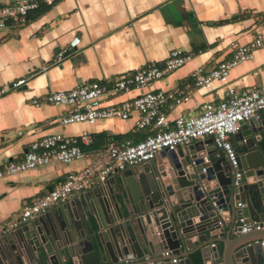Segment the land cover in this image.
Here are the masks:
<instances>
[{
	"label": "crops",
	"instance_id": "1",
	"mask_svg": "<svg viewBox=\"0 0 264 264\" xmlns=\"http://www.w3.org/2000/svg\"><path fill=\"white\" fill-rule=\"evenodd\" d=\"M15 1L0 0V6ZM36 1L38 7L28 13L25 25L0 29V170L8 162L21 161L31 142L48 135L78 136L85 132L90 143L81 146L86 157L80 161L44 165L0 179V227L14 219L24 204L47 193L70 175L102 164L110 142H136L145 136V132L135 130V117L125 121H98L91 126H60L58 119L67 109L45 104L34 106L33 99L50 92L68 91L83 83L110 85L146 65L162 66L172 50L182 49L191 53L192 59L167 77L143 90L109 94L102 99L105 104L117 105L146 91H188L190 100L168 111V119L172 121L188 112H197L202 103L215 104L222 99L225 89L216 81L208 90L195 88L191 79L193 71L199 67L209 70L229 60L233 46L245 45L257 34L264 39V0H53L50 5ZM74 37L79 38V43L73 52H67L59 63H54L55 54L66 50ZM21 79L25 85L8 89L11 83ZM263 80L264 46L253 53L251 60L231 70L228 85L243 90L256 87ZM2 89L7 91L1 93ZM253 121L258 122L262 135L253 134L256 147L264 152V113H259ZM247 138L250 137L232 136L230 142L238 150L244 147ZM209 140L194 142L196 156L203 157L204 164L208 161L206 150L214 148L207 143ZM192 144L184 151L193 154L188 150ZM114 186H120L119 174L107 178L104 184L95 183L86 193H97L101 188L111 200L110 190H113L117 207L126 219L130 207L123 192L116 194ZM75 198L86 209L80 193H74L66 202ZM64 204L51 208L45 215L55 223L57 216L65 213L61 215L65 216L62 221L71 234L78 219L69 218ZM94 205V212H100L96 201ZM70 208L69 213L76 216L75 208ZM85 213L92 219L87 210ZM45 215L30 224L37 222L38 226V219L46 222ZM17 232L16 229L0 234V264H19L16 251H12L18 240ZM184 251L180 247V252ZM98 257L99 264H110L102 250ZM24 261L21 260L22 264ZM118 261L116 264H122ZM67 264L72 263L69 260Z\"/></svg>",
	"mask_w": 264,
	"mask_h": 264
},
{
	"label": "water",
	"instance_id": "2",
	"mask_svg": "<svg viewBox=\"0 0 264 264\" xmlns=\"http://www.w3.org/2000/svg\"><path fill=\"white\" fill-rule=\"evenodd\" d=\"M259 127L253 119L240 122L234 136L250 138L236 150L235 169L217 148L206 150L204 164L203 157L196 156L194 143L188 147L193 154L185 148L163 150L154 160L118 173L120 186H114V191L123 192L130 207L126 219L113 190L111 200L101 188L93 194L79 192L86 209L79 198L63 206L69 218L78 219L71 234L62 221L65 213L55 223L44 214L46 222L38 219V226L33 222L17 229L12 250L16 261L99 264L102 250L110 264L118 260L122 264H191L190 257L196 254L202 264H264V231L240 234V219L264 221V152L253 137L260 133ZM207 143L212 145L211 140ZM234 173L239 174L238 180ZM94 201L100 212H94ZM70 207L76 216L69 213ZM163 252L169 255L163 257Z\"/></svg>",
	"mask_w": 264,
	"mask_h": 264
},
{
	"label": "built area",
	"instance_id": "3",
	"mask_svg": "<svg viewBox=\"0 0 264 264\" xmlns=\"http://www.w3.org/2000/svg\"><path fill=\"white\" fill-rule=\"evenodd\" d=\"M52 1L43 0L47 5ZM37 7L36 0H16L11 5L0 6V29L25 25L28 13ZM78 43L79 38L74 37L66 50L55 54L54 63H59L67 52L72 53ZM263 46L264 39L261 34H257L249 43L233 46L229 60L220 62L209 70L199 67L193 71L191 79L195 88L208 90L216 81L225 89L222 99L215 104L202 103L197 112H188L172 121L168 119V111L186 104L190 100L188 91H146L117 105L105 104L102 99L109 94L143 90L167 77L192 59L191 53L182 49L172 50L162 66L146 65L110 85L83 83L68 91L50 92L33 99L31 103L34 106L45 104L67 109V113L58 119L60 126H91L98 121H125L135 117V130L145 132V136L136 142H110L105 149L102 164L86 167L70 175L47 193L24 204L14 219L2 224L0 234L12 232L32 222L51 208L66 202L74 193L89 191L95 183L104 184L107 178L127 168L154 160L163 150L175 152L198 140L210 139L213 147L219 149L229 165L235 169L238 153L230 138L239 132L240 122H249L257 118L259 113H264V80L256 87L236 90L228 85V77L233 68L251 60L253 53ZM23 85L25 80L21 79L11 83L8 89L13 90ZM6 91L2 89L1 93ZM89 143L90 138L85 132L78 136L52 134L35 140L29 144L21 161L4 165L0 170V179L44 165H64L80 161L86 157L81 146ZM233 176L238 180V173ZM240 223V234L264 231V221L240 219ZM168 255V252L162 253L163 257Z\"/></svg>",
	"mask_w": 264,
	"mask_h": 264
},
{
	"label": "trees",
	"instance_id": "4",
	"mask_svg": "<svg viewBox=\"0 0 264 264\" xmlns=\"http://www.w3.org/2000/svg\"><path fill=\"white\" fill-rule=\"evenodd\" d=\"M190 260H191V264H202L201 260H200V257L197 254L196 255H192L190 257Z\"/></svg>",
	"mask_w": 264,
	"mask_h": 264
}]
</instances>
